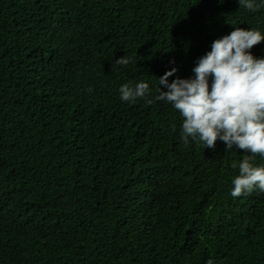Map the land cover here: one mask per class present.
<instances>
[{"label":"trees","instance_id":"obj_1","mask_svg":"<svg viewBox=\"0 0 264 264\" xmlns=\"http://www.w3.org/2000/svg\"><path fill=\"white\" fill-rule=\"evenodd\" d=\"M234 25L264 32V9L0 0V264H264V192L230 194L247 154L185 143L178 111L118 91L193 76Z\"/></svg>","mask_w":264,"mask_h":264},{"label":"clouds","instance_id":"obj_2","mask_svg":"<svg viewBox=\"0 0 264 264\" xmlns=\"http://www.w3.org/2000/svg\"><path fill=\"white\" fill-rule=\"evenodd\" d=\"M223 0H221V3ZM239 8L250 12L264 9V0H238ZM215 39L205 54L198 57L193 76L175 77V67L156 77V92L143 80L120 85L121 102L145 100L170 105L178 111L181 139L214 150L217 141L225 152L246 153L237 165L238 175L231 180L233 198L264 192V165L252 162L257 154L264 157V55L252 53L253 46L264 41L259 29L242 28ZM130 63L127 55L115 61L116 66ZM207 264H215L212 259Z\"/></svg>","mask_w":264,"mask_h":264}]
</instances>
